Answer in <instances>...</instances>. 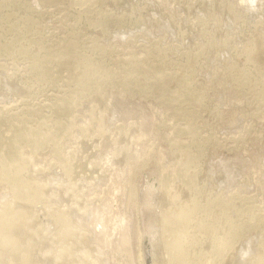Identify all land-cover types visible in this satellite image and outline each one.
I'll return each instance as SVG.
<instances>
[{"label":"rangeland","instance_id":"374dc122","mask_svg":"<svg viewBox=\"0 0 264 264\" xmlns=\"http://www.w3.org/2000/svg\"><path fill=\"white\" fill-rule=\"evenodd\" d=\"M80 1L0 0V173L4 175H0V211L29 208L24 217L31 221L26 241L35 238L29 245L36 248L27 264H39L45 257L54 259V264L260 263L264 0H91L84 5ZM88 67L96 69L89 78ZM56 181L62 185H56L60 192L54 190ZM146 181L157 190L150 218L143 213L140 198ZM160 192L167 204L160 203ZM89 199L105 213L107 204H113L107 211L111 228L123 218L130 223L133 263L122 253L99 259L89 242L86 246L90 228L82 216L91 205ZM194 200L202 204L197 213ZM162 211L171 218L167 238L160 233L165 228L160 223ZM180 214L188 217L185 224L179 223ZM200 221L218 226L217 234L197 229ZM232 223L240 226V235L227 252L220 244L229 234L226 225ZM144 227L151 229L148 243L143 241L149 255L145 262L139 246ZM174 240L180 245L175 257L174 249L165 247ZM215 247L222 254L216 255ZM58 255H64L62 262Z\"/></svg>","mask_w":264,"mask_h":264},{"label":"bare ground","instance_id":"6f19581e","mask_svg":"<svg viewBox=\"0 0 264 264\" xmlns=\"http://www.w3.org/2000/svg\"><path fill=\"white\" fill-rule=\"evenodd\" d=\"M79 2V1H78ZM83 5L84 4H88V3H90L91 2V0H81L80 1ZM88 7V6H87ZM23 42V41H22ZM71 44V43H70ZM27 51V50H26ZM257 51V50H256ZM23 53V52H22ZM257 53V52H256ZM258 53H260V52H258ZM24 54V53H23ZM262 54V53H261ZM34 55V54H33ZM36 55V54H35ZM249 57V56H248ZM259 57V56H258ZM255 58V57H254ZM260 58V57H259ZM77 58H75V60H76ZM83 61V60H82ZM88 61V60H87ZM92 61V60H91ZM260 61V60H259ZM84 63H85V61H84ZM93 63V62H92ZM36 64L38 65L39 63L38 62H36ZM86 64V63H85ZM99 64V63H98ZM41 65H42V62H41ZM36 66V65H35ZM88 66H91V65H88ZM93 66V65H92ZM100 66V65H99ZM98 66H96V68H97ZM41 68H43V66L41 67ZM101 68V67H100ZM93 68H91V70H90V67H88V71L86 70L85 72L87 73H85L86 74V76H87V78H89V76H91L92 74H95V70H92ZM102 69V68H101ZM43 70V69H42ZM90 70V71H89ZM100 70V69H99ZM99 70H97V71H99ZM101 71V70H100ZM103 72V71H102ZM44 73V72H43ZM100 73V72H99ZM104 73V72H103ZM83 74V73H82ZM91 74V75H90ZM100 74H102V73H100ZM44 75V74H43ZM85 76V77H86ZM96 76V75H95ZM95 76H94V78H95ZM101 76H103V75H101ZM105 76V75H104ZM109 76V75H108ZM97 77V76H96ZM110 77V76H109ZM36 78V77H35ZM91 78V77H90ZM98 78H101V77H99L98 76ZM103 78V77H102ZM108 78V77H107ZM180 78V77H179ZM262 78H264L263 76H262ZM83 79V78H82ZM109 79V78H108ZM89 80V79H88ZM105 80V79H104ZM82 81V80H81ZM81 81H79V82H81ZM98 81V80H97ZM99 81H101V80H99ZM87 82V81H86ZM86 82H84V84L86 83ZM264 82V81H263ZM82 83V82H81ZM88 83V82H87ZM89 85V84H88ZM95 85V84H94ZM81 87H83L82 86V84H81ZM89 87H90V85H89ZM84 88V87H83ZM82 88V89H83ZM86 88V87H85ZM86 90V89H85ZM85 92V91H84ZM90 92V91H89ZM142 119V118H141ZM16 134V133H15ZM27 135V134H26ZM17 140V139H16ZM19 142V141H18ZM38 143V142H37ZM17 144V143H16ZM182 149V148H181ZM186 149V148H185ZM113 152V151H112ZM183 153V152H182ZM184 154V153H183ZM188 154V153H187ZM191 156V155H190ZM21 157V156H20ZM111 157V156H110ZM2 158V157H1ZM182 158V157H181ZM19 159H21V158H19ZM23 159V158H22ZM113 159V158H112ZM183 159H185V158H183ZM114 160H116V159H114ZM1 161V160H0ZM188 161V160H187ZM195 161L196 160H194V163H195ZM21 162H22V160H21ZM24 162V161H23ZM94 162V161H93ZM64 163V162H63ZM101 163V162H100ZM105 163V162H104ZM193 163V162H192ZM61 164V163H60ZM66 164V163H65ZM73 164V163H72ZM196 164V163H195ZM194 164V165H195ZM20 165V164H19ZM64 165V164H63ZM71 165V164H70ZM93 165H95L94 163H93ZM23 166V165H22ZM61 166V165H60ZM67 166V165H66ZM69 166V165H68ZM67 166V167H68ZM73 166V165H72ZM2 167H4V166H2ZM71 167V166H70ZM196 167V166H195ZM194 167V168H195ZM5 168H6V166H5ZM64 168H66V167H64ZM63 168V169H64ZM74 168V167H73ZM103 168V167H102ZM1 169V168H0ZM18 169V168H17ZM70 169V168H69ZM101 169V168H100ZM4 170H6V169H4ZM4 170H3V172H4ZM21 170V169H20ZM23 170V169H22ZM25 170V169H24ZM52 170V169H51ZM0 171H2V170H0ZM9 171V170H8ZM10 171H11V169H10ZM69 171V170H68ZM71 171V170H70ZM16 172V171H15ZM36 172V171H35ZM66 172H67V170H66ZM5 173H6V171H5ZM13 171H12V175H13ZM22 173H23V171H22ZM71 173V172H70ZM69 173V174H70ZM7 174V173H6ZM17 174V173H16ZM65 174V173H64ZM0 175H2V173H0ZM55 175V174H54ZM53 175V176H54ZM3 177H4V175H2ZM20 176H22V175H20ZM62 176V175H61ZM66 176L68 177V175L66 174ZM69 176H71V175H69ZM73 176H74V174H73ZM113 176V175H112ZM6 177V176H5ZM13 177V176H12ZM56 177H57V175H56ZM65 177V176H64ZM17 178V177H16ZM52 178V177H51ZM59 179L61 178V177H58ZM71 177H69V179H70ZM86 178V177H85ZM161 178V177H160ZM11 179H13V178H11ZM22 179V178H21ZM48 179V178H47ZM57 179V178H56ZM64 179V178H63ZM93 179V178H92ZM148 179V178H147ZM53 180V179H52ZM58 180V179H57ZM68 180V179H67ZM67 180H63V184H65L64 183V181H67ZM89 180V179H88ZM100 180V179H99ZM7 181V180H6ZM14 181V180H13ZM54 181V180H53ZM58 181H60V180H58ZM58 181H56L57 182V184H55V189L54 190H56V191H58V192H60L59 190H58V188L56 189V185H58L59 183H58ZM69 181H71V180H69ZM85 181V180H84ZM87 181V180H86ZM85 181V182H86ZM93 181V180H92ZM92 181H90V182H92ZM15 182H17V181H15ZM24 182V181H23ZM72 182V181H71ZM88 182V181H87ZM100 182V181H99ZM103 182V181H102ZM19 183H21V182H19ZM47 183V182H46ZM67 183V182H66ZM69 183V182H68ZM149 185L148 186V188L146 187V185L147 184ZM146 183H144V184H146V185H144L145 186V189L142 191V195L140 194V198L143 200H141V203L143 202V207H144V211L145 212H143V213H145V214H147V216L150 218V210H152L154 207H155V205H154V195H155V192L157 191V190H155V187H154V184H150L149 182H147L146 181ZM160 183H161V181H160ZM27 184V183H26ZM71 184V183H70ZM87 184V183H86ZM97 184V183H96ZM163 184H164V182H163ZM194 184V183H193ZM38 185V184H37ZM162 185V184H161ZM160 185V186H161ZM15 186V185H14ZM14 186L12 187V188H14ZM59 186H62V185H58V187ZM65 186H69V184L68 185H66L65 184ZM74 185H72V187H73ZM102 186V185H101ZM165 186V185H164ZM163 186V187H164ZM18 187V186H17ZM31 187V186H30ZM29 187V188H30ZM43 187H45V186H43ZM52 187H54V184L52 185ZM51 187V185H50V188H52ZM11 188V189H12ZM27 188V187H26ZM33 188H35L34 186H32V189ZM68 188H70L71 189V187H68ZM67 188V189H68ZM88 187H86V188H84V189H87ZM162 188V187H161ZM166 188H168L167 187V185H166ZM165 188V190H167ZM189 188V187H188ZM23 189V188H22ZM52 189V192H54V190ZM63 189V188H62ZM69 189V190H70ZM13 190V189H12ZM11 190V191H12ZM29 190V189H28ZM37 190H39V189H37ZM68 190V191H69ZM163 190V189H162ZM161 190V191H162ZM195 190V189H194ZM8 191V190H7ZM6 191V194L9 192H7ZM16 191V190H15ZM30 191V190H29ZM40 191V190H39ZM67 191V190H66ZM21 192V191H20ZM22 192H24V191H22ZM48 192V191H47ZM51 192V191H50ZM51 192V193H52ZM70 192H73V191H71L70 190ZM69 192V194H71ZM9 193H11V192H9ZM15 192H13V194H14ZM36 193V192H35ZM39 193V192H38ZM44 193V192H43ZM42 193V194H43ZM50 193V194H51ZM57 193V192H56ZM64 193V192H63ZM63 193H61V195L63 194ZM84 193H87V192H84ZM161 194H162V198H161V201H160V203L162 202V204H164V203H166L165 202V198H167L162 192H160ZM5 194V195H6ZM17 194V193H16ZM15 194V195H16ZM40 194H41V191H40ZM41 194V195H42ZM54 194V193H53ZM59 193H57V194H55V195H58ZM68 194V193H67ZM67 194H64L63 196L64 197H62L63 198V200L65 199V197H67V199H68V196H66ZM82 194V193H81ZM160 194V195H161ZM168 194V193H167ZM23 195V194H22ZM27 195V194H26ZM29 195H33V194H29ZM36 195V194H35ZM47 195V194H46ZM60 195V194H59ZM75 195V194H74ZM84 195V194H83ZM86 195V194H85ZM87 195H89V194H87ZM157 195V194H156ZM7 196V195H6ZM10 196V195H9ZM17 196V195H16ZM39 196V195H38ZM71 196V195H70ZM1 197H3V196H1ZM11 197V196H10ZM45 197V196H44ZM52 197V196H51ZM56 197V196H55ZM58 197V196H57ZM56 197V198H57ZM59 197H61V196H59ZM58 197V198H59ZM74 197H76V196H74ZM81 197H83V196H81ZM86 197V196H85ZM98 197V196H97ZM6 198H8V197H6ZM12 198V197H11ZM19 198V197H18ZM34 198V197H33ZM37 198V197H36ZM43 198V197H42ZM53 198H54V196H53ZM52 198V199H53ZM70 198V197H69ZM89 198V197H88ZM100 198V197H99ZM99 198H96V200L97 201H99ZM158 198V197H157ZM16 199V198H15ZM15 199H14V201H15ZM20 199V198H19ZM28 199V198H27ZM30 199V198H29ZM38 199L40 200V198L38 197ZM80 199V198H79ZM100 199H102V198H100ZM1 200H2V198H1ZM5 200V199H4ZM26 200V199H25ZM77 200V199H76ZM81 200V199H80ZM84 200H85V198H84ZM93 200L94 201H96L95 199H94V197H93ZM191 200V199H190ZM21 201V200H20ZM32 200L30 199V202H31ZM38 201V200H37ZM44 202H45V200H43ZM62 201V199H60L59 200V202H61ZM68 201V200H67ZM79 201V200H78ZM83 201V200H82ZM86 201V200H85ZM84 201V202H85ZM89 201H90V199H89ZM88 201V202H89ZM166 201H167V199H166ZM193 201V200H192ZM195 201V200H194ZM6 202H8L7 200H6ZM5 202V203H6ZM10 202V201H9ZM24 202V201H23ZM27 202H29V201H27ZM33 202H34V200H33ZM55 202V201H54ZM58 202V201H57ZM59 202H58V204H59ZM79 202H81V201H79ZM83 202V203H84ZM91 202V205L89 206L88 204H87V202L85 203V204H87L89 207L86 209V211H85V216L83 215L82 217L84 218V224L85 225H87L90 229V233H89V235H90V239H89V237H87L88 239H89V241H85V244H86V246L88 247V245H87V243L89 242L90 244H91V246H93L94 248V250H92V247H91V250H92V252H94L95 250L97 251H95V254H96V256L97 257H100L99 259H101L102 257H108L107 255H108V253H112V254H114V253H118V254H120V253H122L128 260H130V261H132V263L134 262L133 261V253H132V250H133V237H132V235H131V225H130V223L129 222H127V220L126 221H124L123 222V220H124V218H123V220H122V222L119 224L118 223V225L116 224V226L115 227H112L111 228V226H110V222L112 221V217H111V215L110 214H108L109 212H107V211H111L112 209H113V204H107V202H106V204L108 205V207L106 206V208H105V210L104 211H106V213L105 212H103V209H102V207H99L100 205L98 204V205H96V202L93 204V202L92 201H90ZM196 203H192L191 205H192V207L196 210V213H197V211L199 210V206L200 205H202V204H200L199 205V203L197 202V201H195ZM209 202V201H208ZM0 203H2V201L0 202ZM32 203V202H31ZM46 203V202H45ZM44 203V204H45ZM47 203H49L48 201H47ZM64 203H66V199H65V201H64ZM69 203V202H68ZM67 203V204H68ZM82 203V204H83ZM111 203V202H110ZM167 203H168V201H167ZM166 203V204H167ZM201 203V202H200ZM219 203V202H218ZM228 203V202H227ZM11 204V203H10ZM23 204V203H22ZM21 204V205H22ZM38 204H39V201H38ZM43 204V205H44ZM61 204H63V203H61ZM90 204V203H89ZM189 204H190V202H189ZM204 204V203H203ZM207 204H211V203H207ZM213 204V203H212ZM211 204V205H212ZM220 204V203H219ZM222 204V203H221ZM5 205H7V204H5ZM30 205V204H29ZM36 205H37V202H36ZM35 205V206H36ZM42 205V206H43ZM47 205V204H46ZM51 204L49 203V206H50ZM55 205V204H54ZM70 204H68V206H69ZM124 205V204H123ZM152 205H153V208H152ZM204 205H206V204H204ZM210 205V206H211ZM223 205V204H222ZM228 205H229V203H228ZM1 206V205H0ZM9 206V205H8ZM12 206V205H11ZM14 206V205H13ZM24 206V205H23ZM45 206V205H44ZM47 207L46 208V206H45V208L46 209H50L51 207ZM51 206H53V205H51ZM60 206H62V205H60ZM60 206H58V208H60ZM66 206V205H65ZM84 206V205H83ZM82 206V207H83ZM209 206V207H210ZM226 206H227V204H226ZM226 206H225V208H226ZM6 207V206H5ZM19 207V206H18ZM27 207V206H26ZM56 207V206H55ZM54 207V210L57 208H55ZM67 207V206H66ZM81 207V208H82ZM165 207V206H164ZM190 207V206H189ZM218 208H219V206H217ZM223 207V206H222ZM228 207V206H227ZM10 208V207H9ZM9 208H7L6 209V211H4L3 213L0 211V264H27V261H28V256L35 250V248H34V246L32 245V244H30L29 245V243L34 239L35 240V238H33L32 237V240H30L29 241V239H28V242L26 241V237H27V232H28V229L27 228H29L28 227V225L27 224H29L31 221H29V223L28 222H25V219H24V217H25V212H27V210H29V208L25 211V210H17V211H10V209ZM34 208V207H33ZM37 208V207H36ZM35 208V209H36ZM81 208H80V210H81ZM171 208V207H170ZM204 208V207H203ZM208 208V207H207ZM206 207L204 208V209H207ZM213 208V207H212ZM14 209V208H13ZM17 209V208H16ZM32 209V208H31ZM61 209V208H60ZM59 209V210H60ZM63 209H64V206H63ZM72 209V208H71ZM162 209L164 210V208L162 207ZM180 209V208H179ZM187 209V208H186ZM190 209H192V208H190ZM189 209V210H190ZM198 209V210H197ZM202 209V208H201ZM211 209V208H210ZM216 209V208H215ZM220 209V208H219ZM223 209V208H222ZM2 210V209H1ZM85 210V209H84ZM36 211V210H35ZM43 211H45V210H43ZM50 211V210H49ZM62 211V210H61ZM64 211V210H63ZM69 211H70V213H71V210L69 209ZM72 211L73 212H75L73 209H72ZM186 211V210H185ZM188 211V210H187ZM194 211V210H193ZM205 211V210H204ZM210 211H212V210H210ZM213 211H215V210H213ZM227 211V210H226ZM48 211H46V213H47ZM66 212H68V211H66ZM72 212V213H73ZM179 212V211H178ZM195 212V211H194ZM201 212H203V211H201ZM216 212V211H215ZM222 212V211H221ZM30 213V212H29ZM34 211H33V215L32 216H34ZM38 213H39V211H38ZM40 213L42 214V212L40 211ZM40 213L39 214H37V215H40ZM51 213V212H50ZM49 213V214H50ZM53 213H55V212H53ZM59 213V212H58ZM58 213H56V214H58ZM69 213V214H70ZM190 213V212H189ZM199 213V212H198ZM204 213V212H203ZM207 213H208V216L210 215L209 214V211H207ZM206 213V214H207ZM227 213V212H226ZM65 214H67V213H65ZM74 214V213H73ZM184 214V213H183ZM191 214V213H190ZM200 214V213H199ZM202 214V213H201ZM215 214H218V211H217V213H215ZM219 214H220V212H219ZM228 214V213H227ZM230 214V213H229ZM37 215H35V217L37 216ZM44 215H45V213H44ZM47 215V214H46ZM80 215V214H79ZM185 215H186V212H185ZM189 215V214H188ZM187 215V216H188ZM222 215H224V212H223V214ZM26 216H28V214L26 215ZM43 216V215H42ZM52 217V215H49V217ZM61 216H62V214H61ZM66 216H68V215H66ZM73 216H76L75 214L73 215ZM72 215H71V217H73ZM81 216V215H80ZM180 218H179V220L181 221H179V223L180 224H185V222L186 221H184V219H188V217H184V219H183V216L184 215H182V214H180V215H178ZM194 216L195 217H197L195 214H194ZM199 216V215H198ZM204 216V215H203ZM207 216V217H208ZM31 217V215L29 216V218ZM41 217V216H40ZM45 217V216H44ZM50 217V218H51ZM56 217V216H55ZM58 218H59V216H57ZM161 219H160V223L162 222L163 223V225L165 226V228H164V230L162 231V232H160V233H162V235L164 236V237H168L169 236V232H170V230H171V228H169L170 226L168 225V220L170 221L171 220V218H170V216L166 213V212H164V211H162L161 212V215L159 216ZM227 217H228V215H227ZM254 217V216H253ZM29 218L27 219V217H26V219L27 220H29ZM53 218V217H52ZM65 218V217H64ZM79 219H80V217H78ZM156 218V217H155ZM177 218V217H176ZM175 218V219H176ZM190 218H192V217H190ZM200 218V217H199ZM211 217H209V219H210ZM224 218L226 219V216L224 215ZM231 218V217H230ZM229 218V219H230ZM43 219V218H42ZM46 220L48 219V217L47 218H45ZM72 219H74V217L72 218ZM71 219V220H72ZM78 219V220H79ZM115 219V218H114ZM125 219H127V218H125ZM196 219V218H195ZM206 219V218H205ZM224 219V220H225ZM33 220H35L34 218H33ZM32 220V222L34 223V221ZM46 220H45V222H46ZM49 220V219H48ZM51 220V219H50ZM60 220H61V217H60ZM60 220H58V222L60 221ZM111 220V221H110ZM146 220H147V217H146ZM193 220V218L191 219V221ZM201 220V219H200ZM215 220V219H214ZM57 221V220H56ZM70 221V220H69ZM74 221V220H73ZM153 221V220H152ZM183 221H184V223H183ZM196 221V220H195ZM210 221V220H209ZM251 221V220H250ZM254 221V220H253ZM36 222V221H35ZM38 222V221H37ZM47 222H49V221H47ZM51 223H52V221H50ZM50 222L48 223V225L50 224ZM66 222H68V221H66ZM78 222V221H77ZM77 222H75V224L77 223ZM132 222V221H131ZM177 222V221H176ZM188 222H190L189 220H188ZM198 222V221H197ZM201 222V221H200ZM203 222V223H202ZM201 223H199V226L200 227H198L197 229H201L202 228V230H206L207 232H214L215 231V234H217V232H216V230H218V226H215V227H213L214 225H208V224H206L204 221H202ZM227 222H229V221H227ZM231 222V221H230ZM57 223V222H56ZM56 223H52V225L53 224H56ZM62 223V222H61ZM64 223V222H63ZM73 223V222H72ZM79 223H82V220H80V222ZM79 223H77L78 224V227H79ZM113 223V222H112ZM153 223V222H152ZM170 223V222H169ZM191 223V222H190ZM208 223H210V222H208ZM221 223V222H220ZM35 224V226H37L36 225V223H34ZM47 224V223H46ZM45 224V225H46ZM74 224V223H73ZM150 224V223H149ZM218 224V223H217ZM228 224V223H227ZM30 225V224H29ZM31 225H32V223H31ZM42 225H43V223H42ZM51 225V224H50ZM62 225V224H61ZM85 225L84 226H82V228L83 227H85ZM98 225V228L97 229H95L96 227L95 226H97ZM115 225V224H114ZM147 225V224H146ZM151 225V224H150ZM178 225V224H177ZM191 225V224H190ZM240 225H242V224H240ZM47 226V225H46ZM59 226V225H58ZM64 226V225H63ZM81 226V225H80ZM184 226V225H183ZM209 226H211L210 228H209ZM227 226H229V231L226 229V227ZM32 227V226H31ZM38 227V226H37ZM36 227V228H37ZM41 227V226H40ZM40 227H38V228H40ZM45 227V226H44ZM56 227V226H55ZM60 227H62V226H60ZM71 227H73V226H71ZM152 227V226H151ZM196 227V226H195ZM221 228L220 229H222V227H223V225L222 226H220ZM226 227H225V229L228 231V233L229 234H227V235H223V237L225 236V241H223V243H221L220 244V248H226V250H227V252L228 251H230V250H228L227 248H232L233 247V242H234V240L236 239V237L238 236V235H240V226H238V225H236L235 223H232V224H230V225H226ZM242 227V226H241ZM42 228V227H41ZM40 228V229H41ZM48 228V227H47ZM64 229H66V232H67V228H69V225H68V223H67V225L65 226V227H63ZM81 228V227H80ZM145 228V227H144ZM163 228V227H162ZM168 228H169V232H168ZM182 228V227H181ZM185 227H183V229H184ZM30 229V228H29ZM48 229H50V228H48ZM77 229H79V228H77ZM149 229V228H148ZM182 229V230H183ZM195 229V228H194ZM196 229V230H197ZM199 229V230H200ZM31 230V229H30ZM72 230V229H71ZM73 230H76V228H74ZM151 230V229H150ZM150 230H147L146 228H145V231L142 233V236H141V238H140V244H139V246H141V249H140V252H141V254H140V256L142 257V261L143 262H145L147 259L149 260V255H148V250H147V247L145 246V247H143V241H144V245L145 244H147L148 243V239H149V237H150ZM224 230V229H223ZM226 230H224V231H226ZM32 231H33V229H32ZM38 231V230H37ZM36 231V232H37ZM40 231V230H39ZM38 231V233H39V235L40 234H42V233H40ZM42 231H44V230H41V232ZM45 231H48L47 229L45 230ZM57 231H58V229H57ZM60 231V230H59ZM63 231V230H62ZM81 231V230H80ZM83 231V230H82ZM88 231V230H87ZM96 231H99V233H97ZM193 231V230H192ZM220 231V230H219ZM224 231H222V232H224ZM34 232V231H33ZM61 232V231H60ZM86 232V231H85ZM191 232V231H190ZM205 232V231H204ZM203 232V234H206V233H204ZM209 232V233H210ZM38 233H37V235H38ZM55 233H58V232H55ZM54 233V234H55ZM77 233V232H76ZM82 232H80V234H81ZM148 233H149V236H148ZM152 233H154V232H152ZM184 233V232H183ZM188 233V232H187ZM209 233H207V234H209ZM29 234H32V232L30 233V231H29V233H28V235ZM36 234V233H35ZM52 234V233H51ZM66 234V233H65ZM73 234V233H72ZM79 234V235H80ZM84 234V233H83ZM186 234V233H185ZM193 234V233H192ZM213 234V233H212ZM215 234H213V235H215ZM45 235V234H44ZM43 235V236H44ZM69 235V234H68ZM68 235H67V237H68ZM86 235V234H85ZM88 235V234H87ZM153 234H151V236H152ZM161 234H160V236H162ZM182 235V234H181ZM187 235V234H186ZM185 235V236H186ZM220 235V234H219ZM34 236V235H33ZM48 236H50V235H48ZM48 236H46L45 235V237L46 238H48ZM52 236V235H51ZM55 236V235H54ZM71 236V235H70ZM171 236V235H170ZM45 237H43V238H45ZM53 237V236H52ZM55 237H57V235L55 236ZM61 237V236H60ZM82 237H84V236H82ZM140 237V236H139ZM172 237V236H171ZM187 237H188V235H187ZM228 237V238H227ZM36 238H40V236H37ZM42 238V239H43ZM50 238V237H49ZM48 238V239H49ZM186 238V237H185ZM213 238V237H212ZM222 238V237H221ZM41 239V238H40ZM47 239V240H48ZM59 239V238H58ZM62 239V238H61ZM64 239H65V237H64ZM68 239V238H67ZM86 239V238H85ZM84 239V240H85ZM88 239H86V240H88ZM163 238H161V240H162ZM165 239V238H164ZM170 239V238H169ZM177 240L179 239V238H176ZM193 239V238H192ZM214 239H216L217 240V238H213V240ZM33 240V241H34ZM39 240V239H38ZM180 240V239H179ZM42 241V240H41ZM40 241V242H41ZM45 241V240H44ZM49 241H50V239H49ZM60 241V240H59ZM77 241V240H76ZM172 241V240H171ZM194 241V240H193ZM218 241V240H217ZM236 241V240H235ZM26 242H27V244H26ZM36 242V241H35ZM39 242V243H40ZM56 242H58L57 240H56ZM162 242V241H161ZM166 242V241H165ZM170 242V241H169ZM179 242H181V241H179ZM214 242V241H213ZM219 242V241H218ZM34 243V242H33ZM38 243V244H39ZM45 243H48V242H45ZM88 243V244H89ZM214 243H217V242H214ZM36 244V243H35ZM44 243H42V245H43ZM67 244V243H66ZM65 244V245H66ZM71 244V243H70ZM163 244V243H162ZM219 244V243H218ZM45 245H47V244H44V246ZM54 245V244H53ZM62 245V244H61ZM164 245H165V243H164ZM215 245V244H214ZM37 246H40V245H37ZM44 246H43V248H44ZM50 245H49V243H48V247H49ZM59 245H57V247H58ZM84 246V245H83ZM90 246V245H89ZM153 246V245H152ZM190 246V245H189ZM235 246V245H234ZM56 247V248H57ZM61 247V246H60ZM80 247V246H79ZM86 247V248H87ZM167 249H174V257H175V250L176 249H179L180 248V245H179V243L176 241V240H174L172 243H166V246H165ZM198 247V246H197ZM40 248H42L41 246L39 247V249ZM50 248H52V246L51 247H49V249ZM55 248V247H54ZM53 248V249H54ZM59 248V247H58ZM57 248V249H58ZM68 248H70V247H68ZM76 248H77V246H76ZM143 248L145 249V250H143ZM154 248V247H153ZM164 248V247H163ZM183 248V247H182ZM217 248H219V247H215V252L214 253H216V255H218L219 253L220 254H222L220 251H219V249H217ZM39 249H37L36 250V252H39L40 250ZM45 249V248H44ZM46 249H47V247H46ZM49 249L47 250V251H49ZM61 249V248H60ZM63 249V248H62ZM61 249V250H62ZM65 249H66V247H65ZM64 249V250H65ZM74 249V248H73ZM73 249L71 250V251H73ZM82 249V248H81ZM156 249V248H155ZM184 249V248H183ZM212 249H213V247H212ZM42 250V249H41ZM56 249H54V251H55ZM59 250V249H58ZM57 250V251H58ZM68 250H70V249H68ZM163 250V249H162ZM165 250V249H164ZM169 250V251H170ZM181 250V249H180ZM185 250H186V247H185ZM184 250V251H185ZM223 249H221V251H222ZM226 250H224V251H226ZM233 249H231V251H232ZM51 251H52V249H51ZM50 251V252H51ZM56 251V252H57ZM63 251V250H62ZM61 251V252H62ZM75 251V250H74ZM78 251V250H77ZM89 251V250H88ZM176 251H179V250H176ZM183 251V250H182ZM182 251H180V252H182ZM183 251V252H184ZM188 251V250H187ZM186 251V252H187ZM214 251V250H213ZM45 252V251H44ZM91 252V251H90ZM166 252H167V250H166ZM173 252V251H172ZM179 252V253H180ZM262 252V251H261ZM49 252H47V254H48ZM52 253H53V251H52ZM52 253H51V255H52ZM63 253V252H62ZM68 253V252H67ZM74 253V252H73ZM176 253H178V252H176ZM178 253V254H179ZM188 253H189V251H188ZM194 252H192V254H193ZM218 253V254H217ZM37 253H35V255H36ZM39 254V253H38ZM37 254V255H38ZM42 254V253H41ZM46 254V255H47ZM56 254H58V253H56ZM172 254V253H171ZM173 254H172V256H173ZM211 254H212V251H211ZM210 254V255H211ZM43 255V254H42ZM42 255H38L39 257H41ZM45 255V254H44ZM55 255V254H54ZM54 255H52V256H54ZM115 255V254H114ZM181 255V254H180ZM179 255V256H180ZM216 255H214V256H216ZM32 256V255H31ZM48 256H50V255H48ZM64 256V255H63ZM63 256H61V255H58V257H59V260H61L60 262H62V257ZM120 256V255H119ZM219 256V255H218ZM35 258L36 259V257L35 256H32V258ZM42 257H44V256H42ZM41 257V258H42ZM58 257H57V259H58ZM141 257H140V259H141ZM260 257H261V262L260 263H258V264H264V252H263V254H261L260 255ZM31 258V259H32ZM38 258V257H37ZM53 258H55V257H53ZM69 258V257H68ZM67 258V259H68ZM113 258V257H112ZM168 258H169V256H168ZM173 258V257H172ZM196 258V257H195ZM217 258H219V257H217ZM30 259V258H29ZM30 259V260H31ZM46 259V260H45ZM107 259V258H106ZM105 259V260H106ZM109 259V258H108ZM110 259H111V257H110ZM170 259V258H169ZM38 260V259H37ZM45 260V261H44ZM44 260L42 259V262H44V263H42V264H54V262H52V260L54 261V259H52V258H49V257H45L44 258ZM64 260H66V259H64ZM80 260V259H79ZM172 260V259H171ZM192 260V259H191ZM216 260H218V259H216ZM39 261H41V259L39 260ZM69 261V260H68ZM103 261V260H102ZM114 261V260H113ZM129 261V262H130ZM139 261H141V260H139ZM165 261V260H164ZM168 261H170V260H168ZM220 261V260H219ZM230 261V260H229ZM258 261V260H257ZM31 262V261H30ZM33 262V261H32ZM35 262V261H34ZM34 262L32 263V264H34ZM67 262V261H66ZM70 262V261H69ZM68 262V263H69ZM93 262H96V261H93ZM111 262V261H110ZM110 262L108 263V264H110ZM221 262V261H220ZM224 262V261H223ZM218 263V264H225V262L224 263ZM228 262V261H227ZM259 262V261H258ZM41 263H39V264H41ZM57 263V262H56ZM78 263V262H77ZM105 263V262H104ZM118 263V262H117ZM171 263V262H170ZM216 263V262H215ZM59 264V263H58ZM61 264H63V262L61 263ZM101 264H102V262H101ZM122 264V263H121ZM155 264V263H154ZM157 264V263H156ZM195 264V263H194ZM201 264V263H200ZM217 264V263H216Z\"/></svg>","mask_w":264,"mask_h":264}]
</instances>
